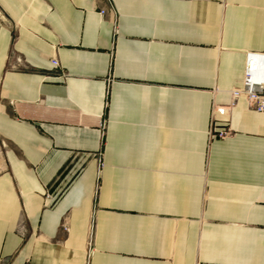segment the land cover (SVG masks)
<instances>
[{"label": "crops", "instance_id": "crops-1", "mask_svg": "<svg viewBox=\"0 0 264 264\" xmlns=\"http://www.w3.org/2000/svg\"><path fill=\"white\" fill-rule=\"evenodd\" d=\"M107 7L0 0V264H264V0Z\"/></svg>", "mask_w": 264, "mask_h": 264}, {"label": "built area", "instance_id": "built-area-1", "mask_svg": "<svg viewBox=\"0 0 264 264\" xmlns=\"http://www.w3.org/2000/svg\"><path fill=\"white\" fill-rule=\"evenodd\" d=\"M107 4V10L102 8L100 14L104 15L106 13H113L112 0H103ZM53 67H58L57 60H51ZM243 98L246 106L256 112L264 113V54L248 52L245 55L244 72L241 84L232 90H230V100L226 105H213L211 110V118L209 129L207 132L208 139H224L230 135V129L224 128L221 130H216L215 126V114L219 115H229L230 110L235 105L237 99ZM103 163L99 160L97 169L100 172ZM98 185L95 187L97 191ZM93 218L90 222L89 235H88V252L90 251V239L93 228ZM66 229V226L63 225Z\"/></svg>", "mask_w": 264, "mask_h": 264}]
</instances>
